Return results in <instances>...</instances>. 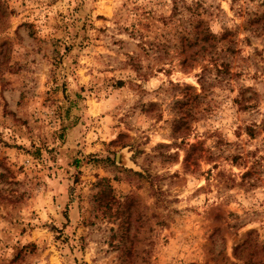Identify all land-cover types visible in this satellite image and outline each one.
Segmentation results:
<instances>
[{
    "label": "clouds",
    "instance_id": "clouds-1",
    "mask_svg": "<svg viewBox=\"0 0 264 264\" xmlns=\"http://www.w3.org/2000/svg\"><path fill=\"white\" fill-rule=\"evenodd\" d=\"M188 2L191 3L192 0ZM208 2L214 5L212 10L219 17L228 19V27L233 29L242 25L248 18L249 12L264 11V0H208ZM173 6L174 0H57V2L19 0L13 5L19 10L20 15L9 35L14 34L15 26L20 23L34 25L35 40L25 46L17 45V58L24 57L23 62L33 70L27 75L33 78L38 77L37 82L40 85L37 95L31 99L30 107L26 110L17 109V111H20L21 115L24 111L35 112L39 122L37 124L33 117L32 125L37 132L48 133L57 131L61 127V120L53 115L57 110L65 117L63 123L74 122L78 109H73L71 118L67 117L66 113L71 106L70 101L76 99L75 93L80 92L81 86H86L85 91L81 93L86 99L80 102L79 108L83 109L85 105H88V108L83 115V120L76 125V132L72 139L60 148L63 155L55 163L49 156L48 150L42 147L39 136L35 138V145L36 148H42V160L35 159L31 154L25 155L23 152L11 150L10 154L13 156L15 167L18 169L25 160H28L25 174L29 176L38 174L47 186L42 188L36 198L30 202L32 206L20 213L24 218L23 224L14 226L15 221L12 217L8 220L0 217V264H27L25 257L29 250L24 246L33 242L38 246L40 253L36 264H77V260L79 264H106L103 253L97 251L96 243L89 238L87 246L84 247L80 242V236L85 229L77 230L76 226L79 219V199L71 206L73 223L65 230L66 235L72 237L68 244L55 241L54 235L59 233L53 234L48 228L43 227L46 222L56 223L58 227H62L60 221L63 218L57 217L53 221L50 219V214L57 215L53 197H57L60 208H63L68 201L67 189L71 181L66 179L68 173L65 169L68 167V150L76 148V143L72 142L73 139L80 144L85 155L100 152L103 162L92 169L99 173L100 179L109 175L105 172L106 166L131 169L134 173L147 176L148 172L142 165L145 158L152 153L153 148L157 144L178 145L168 149L170 155L178 154L179 159L173 167L165 171L170 174L179 173L181 178L190 176L189 194L196 193L197 189L208 192L218 186L223 191L221 199H227L229 203L234 202L239 221H244L239 228L240 233L250 232L249 230L254 227L264 240V134L257 137L255 141L247 134L248 126L256 127L264 123V97L261 98L258 108L248 112L238 111L242 105L254 103V101L243 100L240 95V84L259 89L264 93V28L261 27L264 21L256 25L258 32L240 29L237 37L238 47L240 48L241 45L245 47L237 58V66L231 68L234 77L236 73H243L239 77V83L235 78L220 83L219 79L223 78H216L215 74L211 78L204 77L205 64L218 68L221 72L224 71V68H220L223 63H213L211 56L197 63L187 72L179 66L178 60H165L163 63L156 61L158 53L151 42L156 39L157 34L166 31L160 17L170 16ZM85 24H87V31L82 30ZM57 25L61 27L57 28ZM64 25H67L66 30ZM101 29L107 31L102 33ZM212 31L217 34L223 31L219 22L213 25ZM85 36L88 37L87 40L84 39ZM81 42L86 45L83 50L76 48L70 54L67 52L69 45H80ZM54 45L59 53L56 57L50 52ZM61 57L65 58L63 62L60 60ZM65 79L68 84L69 100L64 99ZM119 80L126 82L124 87L114 90L111 86H107V90H103L107 82L116 83ZM173 85H179L181 88L190 85L195 90V95H206L207 102L200 110L202 118L193 125L191 132L180 135L176 139H167L165 130L168 128L167 122L170 119L168 105L171 99L160 89L161 87L170 89ZM93 88L96 90H88ZM56 89L59 90L56 91ZM142 90L151 93L146 100L159 102L163 106L158 117L146 119L140 115L139 111L135 115L131 113L130 110L140 99ZM49 96L56 102L52 103ZM176 98L184 97L179 95ZM2 108L3 98H0V110ZM115 125L119 127L113 131L110 126ZM27 131L25 127L21 134L13 127H5L0 123V133H3L4 140L22 145L25 149L34 152L33 140L29 138ZM120 131L127 132L131 137L143 136L145 140L150 138V143L145 146L144 154L138 157V163H133L131 160L137 152L131 142H128L127 147L119 146L112 149L117 154L123 153L125 163L121 164L114 155L111 156V161L108 160L110 151L104 142L111 144L112 140L118 139ZM217 131L222 136H213L212 139H208L204 135L205 132L216 133ZM220 139L226 143L221 148H217L214 145ZM200 140H207L204 148L211 149V152L205 151L203 157L197 154L191 162V173H186L185 161L191 146ZM93 142H97L95 147L92 146ZM60 144L59 139L55 144L49 140L48 148L59 147ZM221 151L227 156L239 153L241 159L235 160V163L232 162L233 159L225 160L223 157L218 160L213 159L212 164L220 165L219 168H214V173L223 171L226 176L223 182L220 176L215 174L209 180L208 157L212 154L220 156ZM249 153H255V155H249ZM197 158L199 165L196 163ZM256 161L260 162V167L254 170L252 165ZM49 168L53 170L51 179H49ZM33 169L36 170L35 173ZM82 170L87 172L89 169L85 167ZM75 171L76 169L73 168L72 172ZM25 174L18 175L16 179L23 180ZM124 174L121 171L120 175ZM113 182L115 183L114 180ZM90 187L89 177L86 176L83 183L76 187L77 196L81 192L88 193ZM214 198L215 192H213ZM194 202L201 204L200 195ZM209 203L204 201L200 210L207 209ZM87 207L85 202L84 208L87 209ZM0 211H3V216H8L7 210L0 208ZM33 213L36 214V218L29 220ZM9 220H13V223ZM29 223L36 229L34 234L32 228H28ZM102 224L104 227H118V225L109 224L107 220H103ZM24 228H28V231L23 232ZM5 232L12 237L11 240H7ZM74 232L75 235H73ZM172 232H175V227L167 230L164 235L170 239ZM200 243L194 233H187L186 237L180 238L179 242L173 241L168 245L167 264H189V261L199 255ZM103 247L107 249L108 245L105 244ZM50 253L52 255H49ZM233 259L235 260V257ZM153 260H156L155 256Z\"/></svg>",
    "mask_w": 264,
    "mask_h": 264
},
{
    "label": "rangeland",
    "instance_id": "rangeland-1",
    "mask_svg": "<svg viewBox=\"0 0 264 264\" xmlns=\"http://www.w3.org/2000/svg\"><path fill=\"white\" fill-rule=\"evenodd\" d=\"M18 2L19 0H0V98H3L0 123L5 127H13L21 134H23V128L26 127L29 138L33 140L35 151L25 149L22 145L9 143L3 139V133H0V145H2L0 147V208L8 211V216H3V211H0V217L6 220L12 217L15 221L14 226L24 223V218L20 213L25 208L32 206L30 202L47 185L38 174L32 176L25 174L28 160H25V163L17 169L13 156L10 154L11 150L18 153L23 152L25 155L31 154L35 159L42 160V148H36L35 145V138L39 136L42 147L48 150L49 156L55 163L63 155L60 148L72 139L76 132V125L83 120V115L86 114L88 108V105H85L83 109L79 108L80 102L86 99L81 95L86 86H81L80 92L75 93L76 99L70 101L71 106L66 113L67 117L71 118L73 109H78L74 122L72 124L63 123L65 117L57 110L53 115L61 120V127L57 131L48 133L37 132L32 125L31 118L33 117H35L37 124L39 122V117L35 112L24 111V114L21 115L20 111H17V109L26 110L30 107L31 99L37 95V89L40 87L37 82L38 77L33 78L27 75L33 70L27 63L23 62L24 57L17 58V45L25 46L35 40L34 25L20 23L15 26L14 34L9 35L20 15L19 10L13 7ZM53 2H57V0H53ZM213 7L214 5L210 4L208 0H192L191 3L188 0H174L171 15L160 17L165 24L166 31L157 34L156 39L151 42L152 47L158 53L155 59L158 63H163L165 60H178L179 66L187 72L194 68L197 63H201L211 56L213 63H223L220 68H224V71L221 72L218 68H212L205 64L204 77L211 78L215 74L216 78H223L219 79L218 82L220 83H223L224 80L231 81L234 78L239 83V77L243 73H236L235 77L231 73V68L237 66V58L245 47L243 45L238 47V34L241 28L244 31L258 32L256 25L260 21H264V11L249 12L248 18L243 21L242 25L233 29L228 27V19L219 17L212 10ZM100 19H104V17H100ZM217 22L220 23L223 30L219 34L212 31L213 25ZM60 27L57 25V28ZM63 27L66 30L67 25ZM261 27L264 28V25ZM82 30L87 31V24L83 26ZM100 31L104 33L107 30L101 29ZM84 39L87 40L88 37L85 36ZM249 43H251L250 40ZM247 46L250 47V45ZM84 47L86 45L83 42L80 45L72 44L68 46L67 52L70 54L74 49L83 50ZM50 52L54 57L59 55L55 45ZM64 59L61 57V62ZM149 67L151 68V65ZM125 83L124 80H119L116 83L107 82L103 90L106 91L107 86L119 90L125 86ZM239 87L243 100L254 101V103L242 105L238 111L248 112L253 108H258L264 93L259 89L246 87L243 84H240ZM58 90L56 89V91ZM63 90L66 94L64 99L69 100L66 79ZM88 90L95 91L96 89ZM160 91L171 99V103L168 105L170 119L167 122L168 128L165 130L167 132L165 138L176 139L180 135L191 132L193 125L202 118L200 110L202 105L207 102V96L195 95V90L190 85H186L184 88L173 85L170 89L161 87ZM150 95L151 93L147 90L141 91L140 99L130 110L133 115L139 111L140 115L146 119L159 116L163 106L159 102L146 100ZM179 95L184 98L177 99L176 97ZM49 100L52 103L56 102L52 100L51 96H49ZM110 127L115 131L119 125ZM247 131L248 136L255 141L257 137L264 134V123L256 127L248 126ZM204 135L208 139H212L213 136H222L219 131L216 133L205 132ZM58 139L61 141L59 147L48 148L49 140L55 144ZM72 142L76 143V148L68 150V167L65 169L68 173L66 179L71 181L67 189L68 201L63 208H60L57 197H53V204L57 207V215L51 216L50 214V219L53 221L57 217L63 218L60 221L62 227H58L56 223L48 224L47 222L43 225V227L48 228L49 232L59 233V235H54L55 241L64 244L71 241L72 237L66 235L65 230L73 223L71 206L79 199V219L76 226L77 230L85 229L80 236V242L84 247L87 246L89 238L96 243L97 251L103 253L106 264H159V262L160 264H167L168 245L172 244L173 241L179 242L180 238H185L187 233L196 234L201 242L198 246L199 255L189 261V264H264V240L261 239V234L254 227L249 230L250 232L240 233L239 228L244 221H239L234 202L229 203L227 199H221L223 191L218 186L208 192H204V189H197L196 193L189 194L190 176L181 178L179 173L170 174L165 171V169L173 167L178 161V154L170 155L168 153V149L178 145L157 144L142 165L148 172L147 176L134 173L131 169L106 166L105 172L109 175L100 179L99 173L92 170L103 162L100 152L85 155L80 144L74 139ZM128 142H131L132 146L137 149L136 155L131 157V160L133 163H138V157L144 154L145 146L150 143V138L145 140L143 136L131 137L127 132L120 131L118 139L112 140L111 144L104 142L110 151L108 160L111 161V156L114 155L121 164L125 163L123 153L117 154L112 149L119 146L127 147ZM96 143L93 142L92 146L95 147ZM206 143L207 140H200L191 146L185 161L186 173H191V162L197 157V154L203 157L205 151L211 152V149L204 148ZM225 143L223 139H220L214 146L221 148ZM180 146L182 147V145ZM249 155H255V153H249ZM220 157L225 160L233 159V163L235 160L241 159L239 153L234 156H227L221 151L220 156L210 155L207 160L210 165L207 167L209 180L215 174L220 176L223 182L226 176L223 171L214 173V168H219L220 165L218 163L212 164V160H218ZM196 163L199 165L198 158ZM252 166L254 170L259 169L260 162L256 161ZM85 167L89 169L87 172L82 170ZM73 168L76 169L75 172H72ZM52 171L49 168V179L52 178ZM121 171L125 174L120 175ZM35 172L36 170L33 169V173ZM20 174H25L23 180L16 179ZM86 176L89 177L91 187L88 193L81 192L77 196L76 187L83 183ZM166 184L167 188L165 189ZM213 192H215L214 199ZM199 195L201 204L198 205L194 200ZM204 201L210 203L207 209L201 211ZM85 202L88 205L87 209L84 208ZM35 218L36 214L33 213L29 220ZM103 220H107L109 224L118 225V227H104ZM9 222L13 223V220H9ZM173 227H175V232H172L171 238L168 239L164 233ZM28 228H32V233H35L36 229L30 223ZM28 228H24L23 232H27ZM75 234L74 232L73 235ZM5 235L7 240L12 239L7 232ZM105 244L108 245L107 249L103 247ZM45 245H47V241H45ZM24 248L29 250L25 257L27 264H36V259L40 254L38 246L33 242L25 245ZM154 256L156 260H153ZM77 264H79V260H77Z\"/></svg>",
    "mask_w": 264,
    "mask_h": 264
}]
</instances>
